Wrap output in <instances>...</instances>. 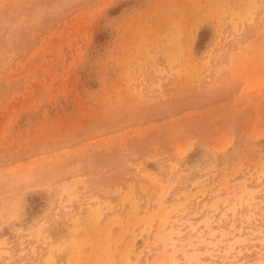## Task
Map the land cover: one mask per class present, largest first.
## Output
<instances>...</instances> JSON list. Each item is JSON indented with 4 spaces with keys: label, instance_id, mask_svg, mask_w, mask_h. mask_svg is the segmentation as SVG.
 I'll return each instance as SVG.
<instances>
[{
    "label": "rangeland",
    "instance_id": "rangeland-1",
    "mask_svg": "<svg viewBox=\"0 0 264 264\" xmlns=\"http://www.w3.org/2000/svg\"><path fill=\"white\" fill-rule=\"evenodd\" d=\"M0 264H264V0H0Z\"/></svg>",
    "mask_w": 264,
    "mask_h": 264
}]
</instances>
